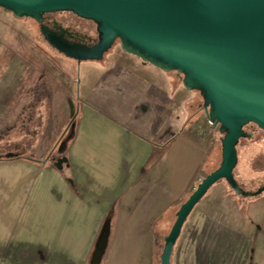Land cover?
<instances>
[{
	"label": "crops",
	"instance_id": "0c3cea01",
	"mask_svg": "<svg viewBox=\"0 0 264 264\" xmlns=\"http://www.w3.org/2000/svg\"><path fill=\"white\" fill-rule=\"evenodd\" d=\"M191 92L144 61L86 68L63 164L34 154L0 161V241H24L25 264H159L175 212L215 149L190 128L202 115ZM207 194L170 264H264V241L253 247L233 229L232 203Z\"/></svg>",
	"mask_w": 264,
	"mask_h": 264
},
{
	"label": "water",
	"instance_id": "95a60500",
	"mask_svg": "<svg viewBox=\"0 0 264 264\" xmlns=\"http://www.w3.org/2000/svg\"><path fill=\"white\" fill-rule=\"evenodd\" d=\"M0 8L15 18H33L44 40L77 62L101 60L118 41L122 51L162 71L181 73L182 86L202 97L206 118L222 134L220 163L175 212L159 264H170L187 216L213 184L225 180L242 197L264 191V182L244 190L233 173L236 145L252 135L243 126L253 123L264 130V0H0ZM65 10L94 20L99 40L70 41L65 30L58 34L42 23L44 12ZM69 125L67 138L73 133Z\"/></svg>",
	"mask_w": 264,
	"mask_h": 264
},
{
	"label": "rangeland",
	"instance_id": "374dc122",
	"mask_svg": "<svg viewBox=\"0 0 264 264\" xmlns=\"http://www.w3.org/2000/svg\"><path fill=\"white\" fill-rule=\"evenodd\" d=\"M59 16L91 36L96 34L97 23L92 20L69 11H62ZM117 60L143 62L122 51L118 41L101 60L77 62L50 46L33 18H15L0 8V161L14 158V154L28 158L34 154L33 157L41 161L52 159L48 163L56 166L59 159L65 158L64 153H57V147L59 149L61 143L64 148L66 146L70 120L79 108L78 95L85 69ZM150 67L155 66L150 64ZM167 73L181 82V73ZM191 93L199 95L195 90ZM206 120L202 110L200 119L190 128L197 135L198 125H203L205 129L199 137L214 140L213 155L204 163V172L208 173L220 163L222 134L217 125H208ZM244 130L252 135L239 139L233 173L244 190L253 191L264 182V130L253 123L247 124ZM9 152L14 153L13 156L7 157ZM61 161L62 165L64 160ZM215 184L210 191L208 189L207 195L210 199L215 197L219 201L223 199V203H232L229 207L235 232H248L253 247L264 241V191L256 196L242 197L225 180ZM23 243L0 241V264H25L23 258L28 246Z\"/></svg>",
	"mask_w": 264,
	"mask_h": 264
},
{
	"label": "flooded vegetation",
	"instance_id": "af4514ba",
	"mask_svg": "<svg viewBox=\"0 0 264 264\" xmlns=\"http://www.w3.org/2000/svg\"><path fill=\"white\" fill-rule=\"evenodd\" d=\"M65 11L72 12L70 10H65ZM60 13H62V11L44 12L42 14V16H43L42 23L45 26H47L49 30L56 32L58 34H60L63 30H65L63 34L70 41H77V42L79 41V42H85L87 44H93L94 42H97L99 40V33L97 32V29H96V34L94 36H91V35L87 34L84 30L77 28V27L71 25L70 23H68L67 21H65L67 19L59 16ZM72 13L75 14L76 16H78L76 13H74V12H72ZM78 17H80V16H78ZM80 18H83V17H80ZM83 19H89V18H83ZM89 20H92V19H89ZM92 21H94V20H92ZM38 28H39V24H38ZM96 28H97V26H96ZM246 125L247 124H245L243 126V128Z\"/></svg>",
	"mask_w": 264,
	"mask_h": 264
},
{
	"label": "trees",
	"instance_id": "16d2710c",
	"mask_svg": "<svg viewBox=\"0 0 264 264\" xmlns=\"http://www.w3.org/2000/svg\"><path fill=\"white\" fill-rule=\"evenodd\" d=\"M31 18V17H30ZM77 110L78 109H76L75 110V114H74V116L71 118V120H70V123L69 124H73V131H74V128H75V124H76V118H77ZM70 126V125H69ZM69 134V133H68ZM67 136L68 135H66V137H65V139H66V146H65V148L63 149V151H60L59 149H58V147H57V153L58 154H63V153H66V151H67V149H68V146H69V144H70V142H71V140H72V137H73V133H72V135L69 137V138H67ZM220 150H221V144H220ZM220 157H221V155H220ZM217 167V166H216ZM215 167V168H216ZM215 168H213V169H215ZM212 169V170H213ZM234 170V169H233Z\"/></svg>",
	"mask_w": 264,
	"mask_h": 264
},
{
	"label": "built area",
	"instance_id": "2783aa9c",
	"mask_svg": "<svg viewBox=\"0 0 264 264\" xmlns=\"http://www.w3.org/2000/svg\"><path fill=\"white\" fill-rule=\"evenodd\" d=\"M207 119V118H206ZM206 123L208 124V125H212V123L211 122H209V120L207 119L206 120ZM198 134H202L203 132H204V129H205V127L203 126V125H198ZM201 179V178H200ZM200 179L198 180V182L200 181Z\"/></svg>",
	"mask_w": 264,
	"mask_h": 264
}]
</instances>
